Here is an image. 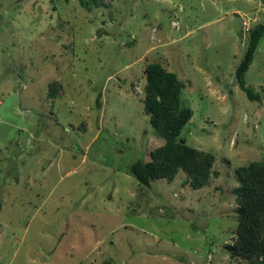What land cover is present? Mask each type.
Masks as SVG:
<instances>
[{"label":"rangeland","instance_id":"1","mask_svg":"<svg viewBox=\"0 0 264 264\" xmlns=\"http://www.w3.org/2000/svg\"><path fill=\"white\" fill-rule=\"evenodd\" d=\"M99 1L0 0V264H248L227 246L236 171L264 163V38L245 78L261 101L236 70L264 0ZM152 63L185 85L181 141L216 158L201 190L130 173L165 143L144 112Z\"/></svg>","mask_w":264,"mask_h":264},{"label":"trees","instance_id":"2","mask_svg":"<svg viewBox=\"0 0 264 264\" xmlns=\"http://www.w3.org/2000/svg\"><path fill=\"white\" fill-rule=\"evenodd\" d=\"M83 7H107L99 0H80ZM264 38V23L249 32L244 55L236 70L239 88L252 102L261 101V94L246 85V74ZM146 85L144 112L155 133L164 140V145L150 154V161H136L130 173L144 187L157 180L172 182L180 172L187 175V185L194 190L205 188L212 177L215 156L181 141L184 128L193 117V110L185 105L182 97L185 85L178 76L158 63L145 68ZM63 86L58 81L49 83L48 99L55 101ZM100 94L97 103L100 104ZM239 186L234 189L237 204V227L235 240L227 248L232 260L248 264H264V163L252 162L236 171Z\"/></svg>","mask_w":264,"mask_h":264}]
</instances>
